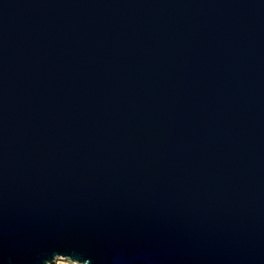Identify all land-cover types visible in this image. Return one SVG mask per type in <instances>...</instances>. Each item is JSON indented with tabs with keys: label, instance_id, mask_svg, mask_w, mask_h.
<instances>
[{
	"label": "water",
	"instance_id": "water-1",
	"mask_svg": "<svg viewBox=\"0 0 264 264\" xmlns=\"http://www.w3.org/2000/svg\"><path fill=\"white\" fill-rule=\"evenodd\" d=\"M264 264V0H0V264Z\"/></svg>",
	"mask_w": 264,
	"mask_h": 264
},
{
	"label": "rangeland",
	"instance_id": "rangeland-1",
	"mask_svg": "<svg viewBox=\"0 0 264 264\" xmlns=\"http://www.w3.org/2000/svg\"><path fill=\"white\" fill-rule=\"evenodd\" d=\"M50 264H76V263L70 261L69 259H63L61 257H57L55 261Z\"/></svg>",
	"mask_w": 264,
	"mask_h": 264
}]
</instances>
